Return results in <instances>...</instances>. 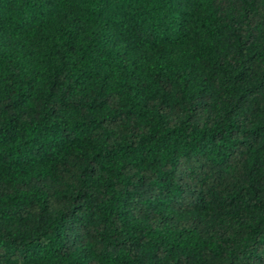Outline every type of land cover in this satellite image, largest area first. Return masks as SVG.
Returning <instances> with one entry per match:
<instances>
[{"label":"trees","instance_id":"obj_1","mask_svg":"<svg viewBox=\"0 0 264 264\" xmlns=\"http://www.w3.org/2000/svg\"><path fill=\"white\" fill-rule=\"evenodd\" d=\"M0 264H264V0H0Z\"/></svg>","mask_w":264,"mask_h":264}]
</instances>
